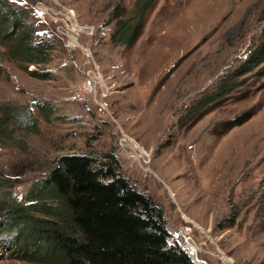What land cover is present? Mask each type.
I'll return each mask as SVG.
<instances>
[{"label": "rangeland", "instance_id": "1", "mask_svg": "<svg viewBox=\"0 0 264 264\" xmlns=\"http://www.w3.org/2000/svg\"><path fill=\"white\" fill-rule=\"evenodd\" d=\"M10 2L53 47L25 68L0 43V105L39 119L30 131L0 120V191L24 200L58 155L113 152L172 233L185 221L197 229L203 262L262 264L264 61L252 54L264 47V0ZM131 20L136 40H117ZM46 101L50 118L36 107ZM5 245L0 264H41Z\"/></svg>", "mask_w": 264, "mask_h": 264}, {"label": "trees", "instance_id": "2", "mask_svg": "<svg viewBox=\"0 0 264 264\" xmlns=\"http://www.w3.org/2000/svg\"><path fill=\"white\" fill-rule=\"evenodd\" d=\"M28 12L10 0H0V43L25 68L49 62L53 47L27 22ZM137 32L134 20L124 21L115 37L133 43ZM252 55L255 65L263 62L264 47ZM236 72L243 74V70ZM32 73L43 79L49 76L42 70ZM234 81L225 79L222 87H234ZM214 98L215 94L208 93L202 106L210 107ZM36 107L46 118L55 111L49 101ZM250 117L245 113L229 124L237 126ZM0 120L6 127L18 122L26 131L37 130L39 124V119L11 104L0 105ZM25 196L20 200L11 190L0 191V246L7 243V251L24 260L41 264H195L186 250L170 241L165 211L122 174L113 152L58 155Z\"/></svg>", "mask_w": 264, "mask_h": 264}, {"label": "built area", "instance_id": "3", "mask_svg": "<svg viewBox=\"0 0 264 264\" xmlns=\"http://www.w3.org/2000/svg\"><path fill=\"white\" fill-rule=\"evenodd\" d=\"M175 233H172V239L180 248L186 250L195 264H207L200 258L201 249L198 248L194 235L196 228L190 222H184ZM173 242V243H174Z\"/></svg>", "mask_w": 264, "mask_h": 264}, {"label": "water", "instance_id": "4", "mask_svg": "<svg viewBox=\"0 0 264 264\" xmlns=\"http://www.w3.org/2000/svg\"><path fill=\"white\" fill-rule=\"evenodd\" d=\"M0 64H1V62H0Z\"/></svg>", "mask_w": 264, "mask_h": 264}, {"label": "bare ground", "instance_id": "5", "mask_svg": "<svg viewBox=\"0 0 264 264\" xmlns=\"http://www.w3.org/2000/svg\"><path fill=\"white\" fill-rule=\"evenodd\" d=\"M145 152V151H144Z\"/></svg>", "mask_w": 264, "mask_h": 264}]
</instances>
